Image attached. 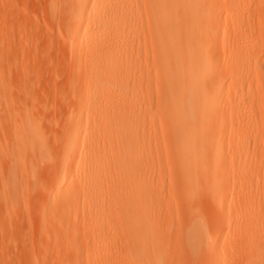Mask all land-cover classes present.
I'll list each match as a JSON object with an SVG mask.
<instances>
[{
    "label": "rangeland",
    "instance_id": "rangeland-1",
    "mask_svg": "<svg viewBox=\"0 0 264 264\" xmlns=\"http://www.w3.org/2000/svg\"><path fill=\"white\" fill-rule=\"evenodd\" d=\"M210 1L214 4L201 16L203 28L194 29L207 33L208 52L218 59L212 79L213 89L220 90L212 117L222 130L213 139L219 157L205 168L213 181L212 200L199 194L203 204L199 195L185 202L176 184L167 143L170 131L151 66L149 20L140 10V82L121 81L140 95V175L154 188L143 195L147 215L142 220L164 234L173 264H264V0ZM75 10L67 0H0V264H122L124 256L138 252L127 242L119 219L117 194L124 177L108 162V154L101 156L105 167L92 204L82 201L83 186L75 187L76 200L69 204L61 200L65 184L54 188L72 120L97 84L88 82L85 40L76 51L69 38ZM229 48L254 56L236 61L226 54ZM236 71L254 86L240 99L234 95ZM98 98L107 95L99 93ZM227 99L236 104L232 113L241 119L253 113V123L232 128L236 119L224 106ZM101 105L97 112L105 114ZM23 122L34 129L35 152L14 135ZM99 135L97 148L106 150L109 135ZM16 147L23 151L16 153ZM19 155L21 169L13 164ZM190 212L204 223L206 241L201 251L192 253L181 232ZM149 236L140 232V257L151 250Z\"/></svg>",
    "mask_w": 264,
    "mask_h": 264
},
{
    "label": "bare ground",
    "instance_id": "bare-ground-1",
    "mask_svg": "<svg viewBox=\"0 0 264 264\" xmlns=\"http://www.w3.org/2000/svg\"><path fill=\"white\" fill-rule=\"evenodd\" d=\"M67 1L76 8L68 29L69 38L76 51L80 50L78 42L85 40L82 51L89 59L85 68L88 82L95 80L97 84L94 94L84 101V108L72 120L60 160L62 172L54 188L65 184L61 200L69 204L76 200L75 187L83 186L82 201L92 204L101 170L105 167L101 156L108 154V162L124 177L122 191L117 194L119 219L128 236L127 242L138 250L124 256L122 264H161L164 259L167 264H173L164 234L154 224L142 220L147 215L143 195L154 192V188L145 184L147 179L140 175V95L138 91L129 92L122 81L140 82V60L136 54L140 53V10L143 9L149 20L146 34L150 39L151 66L160 89L158 101L170 131L167 143L171 164L178 174L179 193L185 202L202 193L211 201L213 181L205 168L213 166L219 157L217 142L213 139L222 129L212 117L218 108L214 97L220 90V87L213 89L216 80L212 76L219 63L216 56L208 52L207 33L194 27L203 28L201 16L214 3L210 0ZM232 48L224 52L237 57L236 61L250 60L254 56L252 51ZM146 66L148 58L142 69L147 70ZM233 82L234 95L239 99L254 88L253 80H247L237 71ZM99 93H105L107 98L100 101ZM102 103L107 112L98 114ZM235 105L229 99L224 102L230 114L236 109ZM254 117L251 113L248 119H241L232 113V119H236L232 128L238 130L240 122L244 126L245 121L251 124ZM14 132L15 137L23 140V147L35 152V132L28 122H23ZM100 132L109 135L108 146L102 151L97 148ZM86 135L88 140L84 139ZM210 144L214 149L208 157ZM17 149L13 151L18 154L23 151ZM20 156L13 164L21 169L24 164ZM254 165L256 161L253 169ZM76 175L79 177L75 182ZM199 196L198 203L203 204V196ZM203 224L198 214L190 212L181 225L184 245L191 253L206 246ZM140 232L151 235V250L141 257Z\"/></svg>",
    "mask_w": 264,
    "mask_h": 264
}]
</instances>
